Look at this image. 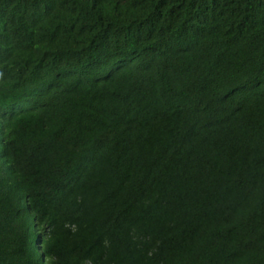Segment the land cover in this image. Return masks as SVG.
<instances>
[{
	"label": "trees",
	"instance_id": "1",
	"mask_svg": "<svg viewBox=\"0 0 264 264\" xmlns=\"http://www.w3.org/2000/svg\"><path fill=\"white\" fill-rule=\"evenodd\" d=\"M0 264H264V0H0Z\"/></svg>",
	"mask_w": 264,
	"mask_h": 264
}]
</instances>
